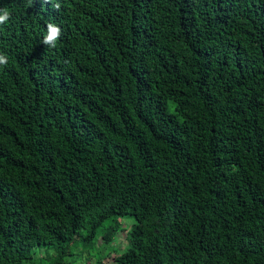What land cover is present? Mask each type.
I'll use <instances>...</instances> for the list:
<instances>
[{
	"label": "trees",
	"instance_id": "obj_1",
	"mask_svg": "<svg viewBox=\"0 0 264 264\" xmlns=\"http://www.w3.org/2000/svg\"><path fill=\"white\" fill-rule=\"evenodd\" d=\"M0 9V264H264V0Z\"/></svg>",
	"mask_w": 264,
	"mask_h": 264
},
{
	"label": "rangeland",
	"instance_id": "obj_2",
	"mask_svg": "<svg viewBox=\"0 0 264 264\" xmlns=\"http://www.w3.org/2000/svg\"><path fill=\"white\" fill-rule=\"evenodd\" d=\"M132 218L124 217L120 218V222L122 223V228L117 231L115 235V240L113 242V247L118 250H122L127 245V229L130 227ZM101 245V239L99 238L96 242V247L98 248ZM45 253L43 248L37 249L34 252V257H41ZM115 254L114 251H109L105 255L101 256L99 260L100 264H114L113 255ZM74 264H93L95 259L93 256L89 255L87 251H81L79 248L75 249L74 254Z\"/></svg>",
	"mask_w": 264,
	"mask_h": 264
},
{
	"label": "clouds",
	"instance_id": "obj_3",
	"mask_svg": "<svg viewBox=\"0 0 264 264\" xmlns=\"http://www.w3.org/2000/svg\"><path fill=\"white\" fill-rule=\"evenodd\" d=\"M54 7L58 10L59 4H55ZM10 13L7 9H0V24L8 22ZM61 34V29L55 24L49 23L47 25V35L44 37L43 43L49 47L54 48L55 42L58 40ZM8 59L5 55L0 54V65H7Z\"/></svg>",
	"mask_w": 264,
	"mask_h": 264
}]
</instances>
